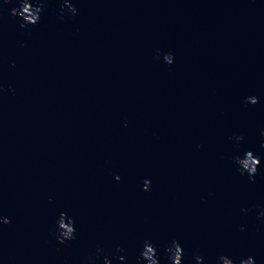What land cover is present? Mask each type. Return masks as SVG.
<instances>
[{
    "label": "water",
    "instance_id": "1",
    "mask_svg": "<svg viewBox=\"0 0 264 264\" xmlns=\"http://www.w3.org/2000/svg\"><path fill=\"white\" fill-rule=\"evenodd\" d=\"M61 2L30 36L16 0L0 12V264H86L97 246V264H136L145 238L160 264L173 238L182 264H264V0H73L64 19ZM249 150L253 181L231 164Z\"/></svg>",
    "mask_w": 264,
    "mask_h": 264
},
{
    "label": "clouds",
    "instance_id": "2",
    "mask_svg": "<svg viewBox=\"0 0 264 264\" xmlns=\"http://www.w3.org/2000/svg\"><path fill=\"white\" fill-rule=\"evenodd\" d=\"M12 0H0V12H3V5L11 3ZM17 6L12 7L9 13L13 17H17L18 23L21 29L28 28L27 35H31V27L39 24L41 20V14L46 8V0H16ZM60 18L74 17L78 14V9L73 2V0H62L60 4ZM154 58L162 59V62L171 66L175 57L171 52L160 53L159 50ZM3 91V87L0 86V92ZM9 93H14L15 90L12 87L8 88ZM246 104H256L258 102L257 97L249 96L246 97ZM125 126L127 122L125 121ZM261 142L260 146L264 148V129L260 131ZM235 144L243 140L241 135H233L230 137ZM231 164L234 169L241 175L247 176L249 181H253L256 174L260 170L258 166L261 164V156L254 155L253 151L237 152L231 157ZM115 180L119 181L120 176L115 175ZM151 180L149 178H144L141 188L143 191L151 190ZM201 199H206L202 197ZM258 211L256 213L257 219L264 222V205L256 206ZM242 211H247V209H242ZM11 220L8 216L0 215V225L10 224ZM241 232L245 231L243 225L239 229ZM76 220L75 217L68 215L66 212L61 211L54 221L53 234L55 239L63 244L66 241L75 240L76 237ZM118 252H124L125 249L122 246L117 247ZM102 249L97 246V251L95 255L87 257L86 264H97V260L100 258V253ZM164 252L167 256V264H182L183 259V247L179 240L176 238L171 239L164 247ZM103 264H112V261L108 256H103ZM119 261H126L127 257L125 255H119L117 257ZM136 264H160V257L158 255L157 246L153 244L151 239L145 238L140 242L139 254L136 256ZM196 264H203V257L197 255L195 257ZM63 264H68L66 258L63 259ZM218 264H235L234 260L228 255H221L218 259ZM239 264H256L255 258L251 255L246 258H241Z\"/></svg>",
    "mask_w": 264,
    "mask_h": 264
}]
</instances>
